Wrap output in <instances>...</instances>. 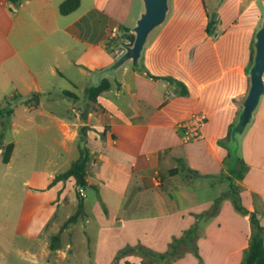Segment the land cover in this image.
Listing matches in <instances>:
<instances>
[{
  "label": "crops",
  "instance_id": "0c3cea01",
  "mask_svg": "<svg viewBox=\"0 0 264 264\" xmlns=\"http://www.w3.org/2000/svg\"><path fill=\"white\" fill-rule=\"evenodd\" d=\"M64 1L0 0V114L9 112L0 144H14L6 165L23 135L35 134L51 152L38 177L26 182L34 189L27 193L31 205L15 230L30 245L24 254L35 262L48 256L41 241L47 223L66 200L63 210H77L75 180L53 181L78 159L82 133L88 185L74 224L91 247L90 264H112L126 247L165 253L195 224L200 259L188 251L179 264H241L251 223L236 210L231 185L264 226V92L242 123L264 0H167L165 19L148 34L137 62L116 54L122 42L111 34L120 28L136 36L145 0H80L67 15L60 11ZM207 11L216 15L211 33ZM104 80L109 88L92 100L89 89ZM198 112L207 115L203 138L187 142L179 125ZM233 123L240 126L222 144ZM66 159L72 160L59 172ZM216 203L213 217L197 218ZM69 225L62 229L70 234ZM7 226L5 220L0 232ZM60 250L61 244L54 251ZM122 261L141 258L135 252Z\"/></svg>",
  "mask_w": 264,
  "mask_h": 264
},
{
  "label": "rangeland",
  "instance_id": "374dc122",
  "mask_svg": "<svg viewBox=\"0 0 264 264\" xmlns=\"http://www.w3.org/2000/svg\"><path fill=\"white\" fill-rule=\"evenodd\" d=\"M206 1L210 5V0ZM9 106V103L3 105L5 109H9ZM13 107L14 109H19L18 111L22 109L21 105L17 104H14ZM8 116L9 112L3 110L2 115L0 114V128H5V126H7ZM3 120L5 122H3ZM37 137L38 136L35 134H28L17 138V140H19V146L15 152L11 167L4 164L2 162V156H0V224L3 226L5 220H7L8 224L7 228L3 227V231L0 232V264H90L86 257L90 256L91 247L86 246L83 239V231L81 230L79 223H73L68 226V228L73 227L70 234L66 229H62L64 223L68 219L66 215H72L74 213L72 212V209H70L71 211L63 210L64 208H67L65 206L68 202L67 200L64 202V205L61 206L55 218L47 223L45 233L41 236L42 243L48 245V256H45L44 258H41L40 256L35 262L30 256L24 254V251H26L30 245L25 238L18 237L15 230L16 226L24 219L25 214L31 205L27 193L34 189L27 186L26 182L30 177H38L37 171L41 169L45 160L51 156V152L37 141ZM4 139L5 136L2 134V131H0V142ZM76 157H78V155H72L71 158ZM69 160L72 159H66V162L62 161V164L57 170H59V172L66 170L68 168L67 164L69 163ZM33 163H35L34 167ZM77 192H79V189H77ZM88 195L91 197L93 191L88 190ZM60 231L61 250L59 256L57 252L50 249V243L52 237L57 233H60ZM69 242H71L73 246L68 250L66 246ZM36 248L37 244L34 246V249ZM38 250L40 251L41 247L39 248L38 246ZM64 252H68L67 258L62 257ZM191 253L196 257L193 252ZM139 257L141 258V263L134 262V264H179L180 259L178 256L177 258L165 260L151 258L152 261H150L146 256L141 254ZM121 264H123V261Z\"/></svg>",
  "mask_w": 264,
  "mask_h": 264
},
{
  "label": "trees",
  "instance_id": "16d2710c",
  "mask_svg": "<svg viewBox=\"0 0 264 264\" xmlns=\"http://www.w3.org/2000/svg\"><path fill=\"white\" fill-rule=\"evenodd\" d=\"M79 6H80V0H66L60 5V11L62 14L67 15L73 12L74 10H76ZM207 16H208L207 31L211 33L213 29L215 28L216 15L215 13H211L210 11H207ZM128 31L129 30L124 29L125 36H127L129 40L131 41V43L134 44L136 36L129 34ZM255 53H256V49L253 47L251 65H253L255 62L254 60ZM151 78L155 79V77H151ZM166 80L169 81L170 83H175L173 79H166ZM109 86H110V83L108 80L102 81V83L99 86L92 87L89 89V97L92 100H95L96 96L105 92L109 88ZM179 86H181V91H180L181 94L186 95L188 93L186 87L180 84ZM238 126H240L238 123H233L230 125L227 137L225 138V140L221 141L222 144L225 141L231 140L232 131L235 127H238ZM0 149H2L3 163L4 164L9 163L11 160L12 153L14 151V144L13 143H9L6 145L0 144ZM79 151H80V154H79L78 159L72 162L71 166L69 167L67 171H65L64 173L58 174L55 177L53 183H56L59 181H65L69 178H73L75 180L77 189L79 188L84 189L87 187L88 185L87 168H88V164L90 161V153H89L88 148L85 146V138L83 137L82 133L79 138ZM178 170L179 168H176L175 172ZM234 174L238 180L243 179L244 177L243 164L240 170L238 172H234ZM231 193H232V201H233V204L236 210L242 215L248 216L250 223H251V235L249 238L248 247L245 249L243 253L241 264H264V226L261 225L254 211H249L243 207L239 199V194L234 185H231ZM77 197L79 199L77 210L66 221L64 226L75 223L84 212V205L82 202V197L79 192L77 193ZM217 210H218V203L215 204L213 209L203 213L202 215H198L197 218L199 219H202L204 217L211 218L217 213ZM60 235H61V232L52 237V241L50 243V249L52 251L60 249V244H61ZM197 237H198V224H195L192 228L185 231L181 237L175 238L173 242L170 244L169 250L165 253H162V254L155 253V252L147 250L146 248L142 246L126 247L118 252L112 264H118L120 259L124 255L135 253V252L138 253L139 255L141 254L143 256H146L148 260L150 261H152L151 258H156L160 260L177 258L178 256L180 258L188 251L193 252L200 259V256L198 253V247L196 244Z\"/></svg>",
  "mask_w": 264,
  "mask_h": 264
},
{
  "label": "water",
  "instance_id": "95a60500",
  "mask_svg": "<svg viewBox=\"0 0 264 264\" xmlns=\"http://www.w3.org/2000/svg\"><path fill=\"white\" fill-rule=\"evenodd\" d=\"M146 12L136 27V39L127 55L137 62L141 56L144 44L150 31L162 23L168 9L167 0H145ZM264 22L257 33L255 62L251 69V88L245 101L242 114V123L246 124L251 119L252 113L259 103L260 96L264 92Z\"/></svg>",
  "mask_w": 264,
  "mask_h": 264
},
{
  "label": "built area",
  "instance_id": "2783aa9c",
  "mask_svg": "<svg viewBox=\"0 0 264 264\" xmlns=\"http://www.w3.org/2000/svg\"><path fill=\"white\" fill-rule=\"evenodd\" d=\"M112 38H118L121 40V46L116 50V54L120 57L128 53L129 49L133 46L131 41L127 36H125V32L123 29L117 28L112 34ZM167 94L170 97H175L176 93L174 91H167ZM207 123V115L205 113H193L190 119L184 123L179 125L183 133V139L185 141H196L203 138V129ZM79 192L81 196H84V189L79 188Z\"/></svg>",
  "mask_w": 264,
  "mask_h": 264
}]
</instances>
